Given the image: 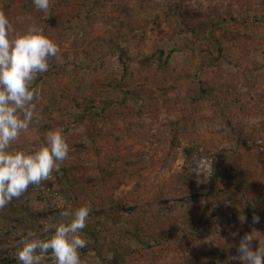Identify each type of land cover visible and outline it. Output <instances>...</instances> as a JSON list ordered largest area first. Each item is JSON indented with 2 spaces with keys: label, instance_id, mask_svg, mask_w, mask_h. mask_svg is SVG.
Instances as JSON below:
<instances>
[{
  "label": "rangeland",
  "instance_id": "obj_1",
  "mask_svg": "<svg viewBox=\"0 0 264 264\" xmlns=\"http://www.w3.org/2000/svg\"><path fill=\"white\" fill-rule=\"evenodd\" d=\"M0 11L17 33L42 27L62 56L33 82L34 119L12 150L55 129L70 145L49 180L0 209V261L14 259L0 264H18L28 232L50 236L53 213L82 205V264H242V238L264 241V0H51L47 13L0 0ZM227 30L251 39L226 41ZM181 172L191 225L203 229L169 238L182 220H156L150 206L177 199ZM242 195L258 222L235 220ZM139 217L152 223L136 237Z\"/></svg>",
  "mask_w": 264,
  "mask_h": 264
},
{
  "label": "clouds",
  "instance_id": "obj_2",
  "mask_svg": "<svg viewBox=\"0 0 264 264\" xmlns=\"http://www.w3.org/2000/svg\"><path fill=\"white\" fill-rule=\"evenodd\" d=\"M34 7L47 13L51 0H32ZM50 58L62 62L58 44L35 24L21 33L14 29L9 17L0 11V209L19 198L30 185L39 186L49 180L53 171L68 158L70 145L61 129L47 133L45 141L29 150H12L13 142L30 130L39 90L32 87L41 73L49 69ZM63 207V206H61ZM91 207L74 210L63 208L59 222L44 223L43 231L51 235L40 238L28 232L16 250L18 264H82L80 250L87 240L82 235ZM243 219V217H241ZM258 217L254 222H258ZM256 238L245 235L239 246L242 264H264V241L252 246Z\"/></svg>",
  "mask_w": 264,
  "mask_h": 264
},
{
  "label": "trees",
  "instance_id": "obj_3",
  "mask_svg": "<svg viewBox=\"0 0 264 264\" xmlns=\"http://www.w3.org/2000/svg\"><path fill=\"white\" fill-rule=\"evenodd\" d=\"M221 7L222 6L220 5L217 9H220ZM211 15H213V13ZM214 15H216V14H214ZM240 15H241V13L239 14V12L235 13V14L232 13L230 18H231V20L236 21V19L238 17H240ZM217 16H219V15H216V17ZM246 33H247V30L246 31L245 30L244 31L227 30V31L223 32V38L226 41H230L231 40L233 42L234 41L237 42V40H244L245 41L246 39H251V36H249V34H246ZM248 33H250V32H248ZM187 152L189 154H191L192 153V149L191 148H187ZM216 172H217V168L215 166L214 169H213V175H212L213 177L212 178L216 177ZM180 174H181V177H183V178L180 177L181 182L179 181V186H178V189L180 190V192L176 194L177 199L174 198L175 195H171L167 200H165L163 198V196H161L160 199L158 200V201L161 200L160 201L161 202L160 206H157L156 203H153L150 206V208L155 210V212H156V214L154 216V219H156V220H157L158 217L161 218V216L166 218V219H168L169 221H173V220L174 221L175 220L176 221H181L182 220V222L180 223V225L178 227L172 228L170 231H167L166 234L169 235V238L170 237L171 238H175L179 231L181 232V235H182L183 238H187L189 236L195 235L197 233L198 229H203L202 228L203 227L202 219H200L198 221L197 225H191V220L192 219H190V217L188 215V212H187L189 207L184 204L185 195L183 193V191H185V188L187 189L189 187L190 182L187 179L188 175H186L185 172H181ZM241 185H243V184L240 183L239 186L236 189L240 190L241 189V187H240ZM189 188H191V187H189ZM192 189L193 188H191L190 192H192ZM242 198H243V203H245L246 207L242 204L241 201L240 202L237 201V204H235V205H237L236 208L238 209V213L235 216V220L239 221L240 223H243V222H246V221L249 222L250 220H253L254 219V214L257 211L256 209H254L256 206L253 204L252 201H250L246 196H243V195H242ZM71 209L74 210V207H71ZM130 210H132V209H130ZM128 213H129L128 211L127 212L124 211L123 207H122V209L120 208V209L116 210V215H120L122 217H126ZM55 215H57L56 216V220L59 222L62 219L60 217L59 212H55V213L52 214V216H55ZM241 217H243V219H241ZM23 219L26 222L30 221V217L29 216L26 217V218H23ZM51 219H52V217H51ZM21 221H22V219H21ZM137 222L138 223H137L136 228H137V230L138 229L139 230L137 232H135L134 235L136 237H139L140 233H141L140 229H142V228H143V230L149 229L150 226H151V223H152V219L148 220V219H145L144 217H139V220ZM252 223L250 221L249 224H252ZM155 239H156V241H160L158 236H155ZM7 243H9L8 240H7ZM257 246L258 245L256 244L254 247H257ZM13 260L14 259L12 257L7 256V257H3V260H1L0 263L12 262ZM185 264H189V263L186 262ZM209 264H217V263L213 261V262H211ZM232 264H236V261H233Z\"/></svg>",
  "mask_w": 264,
  "mask_h": 264
}]
</instances>
